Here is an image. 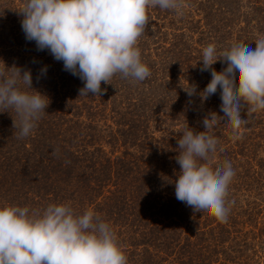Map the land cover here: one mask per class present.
I'll return each instance as SVG.
<instances>
[{
	"label": "trees",
	"instance_id": "obj_1",
	"mask_svg": "<svg viewBox=\"0 0 264 264\" xmlns=\"http://www.w3.org/2000/svg\"><path fill=\"white\" fill-rule=\"evenodd\" d=\"M182 2L180 11L147 9L137 47L151 75L136 82L117 74L96 97L79 96V77L26 40L23 0H0V62L30 70L32 89L49 99L27 137L13 127L14 111L0 112V207H27L30 215L50 204L91 209L110 225L127 264H264V110L245 105L239 130L222 119L208 132L218 144L201 163L215 169L227 161L235 171L227 222L194 215L174 187L185 125L202 132L210 113L223 116L219 88L199 96L211 80L201 71L203 48L214 44L221 59L237 44L254 49L264 37V0ZM226 66L218 60L212 68Z\"/></svg>",
	"mask_w": 264,
	"mask_h": 264
},
{
	"label": "clouds",
	"instance_id": "obj_2",
	"mask_svg": "<svg viewBox=\"0 0 264 264\" xmlns=\"http://www.w3.org/2000/svg\"><path fill=\"white\" fill-rule=\"evenodd\" d=\"M159 7L180 11L182 0H23L21 28L37 50H48L63 62L65 71L78 76L84 87L79 96L100 97L117 74L143 82L151 75L141 60L139 37L149 23L147 9ZM214 44L202 51L201 71L211 80L199 93L208 99L220 89L223 116L210 113L203 119L205 131L194 132L185 125L178 139L176 162L180 167L174 181L175 197L191 207L193 214L209 213L221 223L230 211L226 202L228 186L235 176L230 162L211 168L207 163L218 140L208 134L222 119L239 130L247 123L241 118L245 105L255 112L264 110V37L255 48L234 45L219 54ZM227 64L217 72V61ZM3 64V62H0ZM46 68L41 69V74ZM21 84L27 91L22 90ZM191 97L196 86L185 90ZM49 99L32 89L30 70L12 66L0 69V112L12 110L13 127L19 138L27 137L45 114ZM235 135L233 139H240ZM0 264H127L110 225L91 209L77 214L65 204H50L29 214L27 207H0Z\"/></svg>",
	"mask_w": 264,
	"mask_h": 264
}]
</instances>
